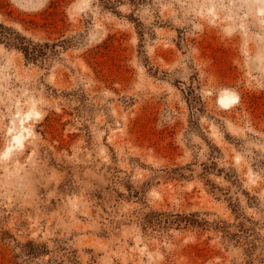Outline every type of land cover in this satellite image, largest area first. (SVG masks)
Returning a JSON list of instances; mask_svg holds the SVG:
<instances>
[{"label":"rangeland","instance_id":"1","mask_svg":"<svg viewBox=\"0 0 264 264\" xmlns=\"http://www.w3.org/2000/svg\"><path fill=\"white\" fill-rule=\"evenodd\" d=\"M0 264H264V0H0Z\"/></svg>","mask_w":264,"mask_h":264}]
</instances>
